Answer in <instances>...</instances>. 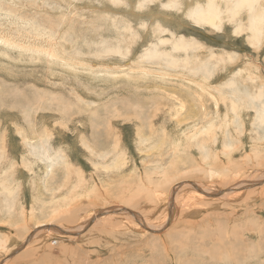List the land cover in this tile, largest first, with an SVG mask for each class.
Masks as SVG:
<instances>
[{
	"label": "rangeland",
	"instance_id": "374dc122",
	"mask_svg": "<svg viewBox=\"0 0 264 264\" xmlns=\"http://www.w3.org/2000/svg\"><path fill=\"white\" fill-rule=\"evenodd\" d=\"M146 1L0 0V264H264V35Z\"/></svg>",
	"mask_w": 264,
	"mask_h": 264
},
{
	"label": "bare ground",
	"instance_id": "6f19581e",
	"mask_svg": "<svg viewBox=\"0 0 264 264\" xmlns=\"http://www.w3.org/2000/svg\"><path fill=\"white\" fill-rule=\"evenodd\" d=\"M146 1V0H144ZM149 1V0H147ZM146 1V2H147ZM162 0H157V2H161ZM204 1V0H203ZM260 0H208L207 2H202L199 0H170L168 2L163 3L164 7H168V5L170 3L176 4L179 9H177L178 11L181 10L184 5H190V7L187 8V6L185 7L186 9H188L187 13L189 14V17H191L192 19L196 20L198 23L202 22V23H209L212 25H217L219 26V23L222 21L221 19V15L222 13H224L225 10L229 11L231 13L232 18L236 17L237 15H240V12L243 9H248V11H250V24L247 26L248 30L250 31V41L252 44L254 45H259L261 43V41L263 40V35H264V19H262V17L264 18V7L261 10V13L258 14L257 10H256V5H258ZM140 2V1H139ZM144 3V2H143ZM153 3V2H152ZM141 4V3H139ZM150 4V3H149ZM223 4V6H222ZM153 5V4H152ZM134 6V5H133ZM145 6V5H144ZM149 6V5H148ZM174 7V5H172ZM150 7V6H149ZM145 8V7H144ZM184 8V9H185ZM137 10H141L143 8L141 7H136ZM149 9V8H148ZM152 9V8H151ZM150 9V10H151ZM132 11V10H131ZM130 11V12H131ZM134 11V10H133ZM132 11V12H133ZM182 11V10H181ZM180 11V12H181ZM139 12V11H138ZM161 12H163V9H161ZM183 12V11H182ZM184 12H186L184 10ZM183 12V14H184ZM152 13V12H151ZM136 14V13H135ZM138 14V13H137ZM146 15V14H145ZM163 15V14H162ZM20 16H22L20 14ZM109 17V16H108ZM152 19H156L157 18V14L155 15H151ZM21 19V18H20ZM161 19V18H160ZM24 20V19H23ZM21 21V20H20ZM150 21V20H149ZM165 21V20H164ZM22 22V21H21ZM25 22V21H24ZM158 23H160L159 21H156ZM157 23V24H158ZM31 24V23H30ZM29 24V25H30ZM12 25V24H11ZM10 22L4 26V25H0V41L3 45L5 46H10V47H14V48H18V49H22V50H26V51H40L38 49H34V48H30L27 43H28V39L29 36H31L33 39H36L38 36L35 35L34 30L32 29V27L38 32V26H34V25H30V33L25 34V36H20V34L18 32H13L11 30V26ZM28 25V26H29ZM238 28L240 30H243V26L240 25L238 26ZM22 32V31H21ZM20 32V33H21ZM32 32V34H31ZM38 34V33H37ZM63 34V33H62ZM16 35H19L18 37H15ZM23 35V34H22ZM39 35V34H38ZM43 37V36H42ZM64 37V36H63ZM61 37V38H63ZM45 38V37H44ZM56 39V38H55ZM66 39V38H64ZM40 40V38H39ZM54 40V39H52ZM67 40V39H66ZM38 41V40H37ZM256 41V42H255ZM33 42V40L31 41V43ZM35 44V42H34ZM40 44V43H39ZM56 44V43H55ZM54 44V45H55ZM71 44V43H70ZM32 45V44H31ZM36 46V45H34ZM53 46V45H52ZM158 46H156L155 48H157ZM154 50V49H153ZM64 51V50H63ZM44 52V51H43ZM152 49L149 50L148 52H146V54L148 53V56L151 55L152 53ZM155 53V52H154ZM53 56V54H52ZM149 58V57H148ZM77 60V59H76ZM84 61V60H83ZM131 61V60H130ZM80 62V61H79ZM150 63V62H149ZM111 107V106H110ZM233 109L235 108V105H233ZM261 113V112H260ZM262 162V161H261ZM52 166V165H51ZM181 186V185H180ZM242 191V190H241ZM163 194V193H162ZM192 197H194V195H191ZM177 198V197H176ZM189 198V197H188ZM195 198V197H194ZM193 198V199H194ZM199 199V198H198ZM189 201V199L187 200ZM193 201V200H192ZM157 202V201H156ZM187 204V203H186ZM156 205H158V203H156ZM178 205H174L173 209L176 211L177 210ZM172 209V210H173ZM99 211V210H98ZM137 215V214H136ZM137 217V216H136ZM135 219V217H134ZM142 222V221H141ZM145 222V221H144ZM105 232V230H104ZM151 240V239H150ZM180 244V243H179ZM184 246V245H183ZM193 249V248H192Z\"/></svg>",
	"mask_w": 264,
	"mask_h": 264
}]
</instances>
